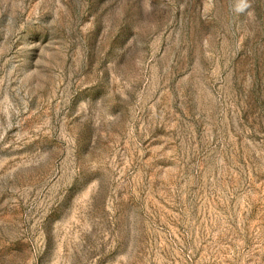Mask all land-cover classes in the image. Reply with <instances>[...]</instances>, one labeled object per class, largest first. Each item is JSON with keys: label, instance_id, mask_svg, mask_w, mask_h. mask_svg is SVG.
<instances>
[{"label": "rangeland", "instance_id": "374dc122", "mask_svg": "<svg viewBox=\"0 0 264 264\" xmlns=\"http://www.w3.org/2000/svg\"><path fill=\"white\" fill-rule=\"evenodd\" d=\"M0 0V264H264V0Z\"/></svg>", "mask_w": 264, "mask_h": 264}, {"label": "clouds", "instance_id": "9594fccd", "mask_svg": "<svg viewBox=\"0 0 264 264\" xmlns=\"http://www.w3.org/2000/svg\"><path fill=\"white\" fill-rule=\"evenodd\" d=\"M247 7H249L247 0H238V4L235 8V11L243 12Z\"/></svg>", "mask_w": 264, "mask_h": 264}]
</instances>
